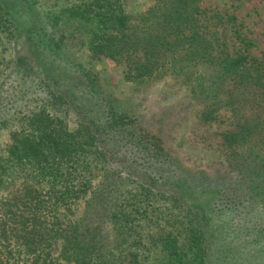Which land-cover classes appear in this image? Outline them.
Here are the masks:
<instances>
[{
  "label": "trees",
  "instance_id": "16d2710c",
  "mask_svg": "<svg viewBox=\"0 0 264 264\" xmlns=\"http://www.w3.org/2000/svg\"><path fill=\"white\" fill-rule=\"evenodd\" d=\"M198 2L154 0L134 27L116 0L65 11L73 36L87 28L92 55L125 62L137 83L180 81L204 101L202 120L221 107L252 113L246 128L224 136L225 169L193 165L163 138L167 121L153 131L148 118L118 110L80 64H59L63 47L35 0H0L3 28L28 44L12 69L29 80L41 72L34 81L47 104L78 121L70 130L43 105L12 133L0 158V264H264V142L247 143L264 129V55H249L252 43L226 15L241 44L230 54L206 31ZM37 55L50 58L46 67Z\"/></svg>",
  "mask_w": 264,
  "mask_h": 264
},
{
  "label": "rangeland",
  "instance_id": "374dc122",
  "mask_svg": "<svg viewBox=\"0 0 264 264\" xmlns=\"http://www.w3.org/2000/svg\"><path fill=\"white\" fill-rule=\"evenodd\" d=\"M41 11L48 16L53 25L54 40H59L63 61L68 59L80 64L85 70L94 75L107 95L114 100L116 108L127 111L134 116L147 119L149 126L155 131L160 125L163 138L186 160L197 167L216 166L221 169L229 168V154L225 148L224 136L239 132L240 127L246 128L253 118L247 110L233 112L221 107L214 112L209 120H202L200 113L204 110V101L193 100L190 92L180 81L171 76L160 79H150L137 83L129 74L125 62H115L103 56H94L88 49L87 36L82 33H71L68 27L67 9L86 4L88 0H35ZM123 14L128 18L132 27L140 23L154 0H116ZM198 8L202 23L211 38L224 41L226 50L234 54L241 49V44L231 36L225 24V16L236 19L237 29L242 38L252 43L249 55L261 58L264 55V0H199ZM65 11V12H64ZM60 17L58 24L53 22ZM18 22L21 16L15 15ZM80 31V30H79ZM81 32V31H80ZM69 36V37H68ZM26 43V44H25ZM16 40L0 23V158L5 159L7 148L11 142L12 133L26 128L27 116L47 106L50 114L58 117L70 130L77 129L75 114L63 107H51L47 103L44 86L34 81L39 80L42 73L31 74V80L20 79V74L12 69L15 56L27 47V42ZM36 66L46 65L50 58L37 55ZM33 58V56H31ZM33 62L31 61V65ZM46 67V66H44ZM55 71L56 68L54 69ZM33 83H32V82ZM42 90V91H41ZM18 93L24 96L17 98ZM18 100V101H17ZM255 139V143L264 142V129L258 130L247 138V143ZM247 143L245 145H247ZM103 176L101 167L96 170L92 181L93 187ZM84 200L73 207L74 216L65 217L64 222L75 219L84 207ZM64 264V263H63Z\"/></svg>",
  "mask_w": 264,
  "mask_h": 264
}]
</instances>
